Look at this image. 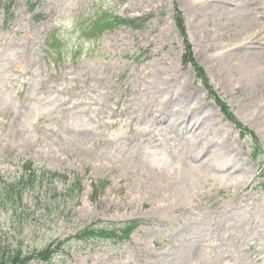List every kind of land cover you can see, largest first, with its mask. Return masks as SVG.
<instances>
[{
  "label": "rangeland",
  "instance_id": "rangeland-1",
  "mask_svg": "<svg viewBox=\"0 0 264 264\" xmlns=\"http://www.w3.org/2000/svg\"><path fill=\"white\" fill-rule=\"evenodd\" d=\"M190 1L0 0V185L20 181L25 166L37 175L16 212L0 206L2 245L28 255L91 222L137 220L126 240L65 242L69 256L55 261L264 264V227L256 211L264 205L256 172L264 157V122L255 112L264 103V85L231 86L235 78L225 77L221 54L246 29L234 33L230 23L223 22L226 30L208 17L206 4L221 0ZM201 9L209 22L199 23ZM177 11L190 49L183 45ZM102 16L134 23L88 38L90 23ZM185 56L202 69L213 93L228 101L260 152L249 133L242 138L219 115ZM180 102L192 103L186 111L202 126L187 145L186 134L169 133L157 120L164 111L176 112ZM221 141L217 159L237 165L219 172L197 165L194 151L210 143L219 148ZM151 173L161 175L158 182L149 180ZM139 181L161 188L140 187ZM158 199L164 208L155 212ZM193 229L201 235L191 251ZM253 229L258 234L252 236Z\"/></svg>",
  "mask_w": 264,
  "mask_h": 264
},
{
  "label": "bare ground",
  "instance_id": "bare-ground-1",
  "mask_svg": "<svg viewBox=\"0 0 264 264\" xmlns=\"http://www.w3.org/2000/svg\"><path fill=\"white\" fill-rule=\"evenodd\" d=\"M212 1L213 0H211V2ZM193 2L195 3V0L187 2V4H190L192 6ZM201 2H204V0H201ZM221 2L222 3L224 2V4L221 3L206 4L207 6L206 11L211 12L208 15V17H214L216 20H218L220 24L223 25H224L223 22L230 23L231 26L233 27L230 28V30L234 31V33L236 30L241 31L243 29H246L245 35L244 34H243L244 36L241 35L242 37L241 40L235 43L227 42L223 48V53L221 54V56H223V60H224L222 61V66H224L223 71L226 72L225 77L227 78L228 77L227 75L229 73L230 76H233L235 78V79L231 78L229 81L231 82V86L233 84L235 88H237L238 85L239 88L245 85L249 86V84L264 85V24H261L258 18V13L261 12L264 13V0H221ZM249 11H251L250 15L248 14ZM213 13H215V15ZM208 17L204 15L202 9L200 10V15H197L199 23H201L200 20H202L205 23L209 22L211 18ZM222 27L228 30V28L225 27V25ZM201 31L204 32L205 35L206 33H208L207 31H203V29ZM233 44H237V45L233 46ZM240 46L243 49L236 48ZM212 55L213 57L214 55L215 57L217 56L216 52ZM188 105L191 104H187V103L183 104L182 102H180V104H178L180 108L174 113V115L176 114L177 116H174L171 113H166L165 118L167 119L165 121L166 124L164 125V129L168 130L169 133L178 134L180 132H184V134L187 135L185 137L186 145L189 144L191 140L198 139L197 132L200 128V126L196 127L193 121L194 116H196L195 114L192 115L193 119H190V121L184 118L186 116V113H188V111H186ZM255 112L258 114L259 117L263 118V122H264V103L256 107ZM158 116H159L158 120L161 121L163 114H158ZM174 118H179L180 121H174L173 120ZM184 120H187L186 125L183 124ZM205 121H207V119ZM208 125L210 124L208 123ZM193 144H195V142ZM220 144L221 145L219 146V148L215 147L211 151H206V150L194 151V155L196 157H199V164L197 165H200L201 167L202 166L207 167L209 171L213 170V172H215V170H217L218 172L220 171V169L223 170L226 169L227 167H229L228 164L230 163H234L237 165V161L234 160L233 158H232L233 160H229L227 158L217 159L218 155H221L225 147V143L221 142ZM216 162H219V164H217ZM209 163L211 164L209 165ZM214 164L217 165V168L215 167ZM204 169L206 170V168ZM139 182L140 183L138 185H140V187H143L145 184L149 185L141 181ZM148 188L151 190H157V187L151 185H149ZM153 195L155 196V198H158L157 194L153 193ZM163 208H164V204H161L159 202V199L157 206L156 207L152 206V210L155 212H160L161 210H163ZM256 211H257L258 221L264 227V205L259 206ZM256 231L254 229L252 230V236L258 234ZM193 235H194L193 240L189 243V249L191 251H192V246H194L196 243L195 240L198 239V235L200 237L201 232H199L198 229H193ZM193 241L195 242L192 243Z\"/></svg>",
  "mask_w": 264,
  "mask_h": 264
},
{
  "label": "trees",
  "instance_id": "trees-1",
  "mask_svg": "<svg viewBox=\"0 0 264 264\" xmlns=\"http://www.w3.org/2000/svg\"><path fill=\"white\" fill-rule=\"evenodd\" d=\"M176 17H177V23L178 27L180 28L181 34L184 37V43L186 46V49H190V46L185 38L184 34V28H183V20L180 16V13L177 11L176 12ZM132 23L133 21L131 20H125L121 19L120 17H109V16H104L103 18L97 19L94 23H92L90 27V31H96V30H101L105 27L111 26V23L118 24V23ZM3 197H1V204L9 203L13 207L16 205L18 201L22 199V191L14 185H7L4 190H3ZM128 229V228H127ZM84 236L85 237H94L97 235V233L94 232L92 229H88L84 231ZM100 234L104 235V232H100ZM17 246H11L9 247L8 245H2V241H0V264H23L26 260H28V255H22L20 253ZM51 251L50 246H47L43 250L37 252L41 258H45L46 256L49 257V252ZM48 254V255H47Z\"/></svg>",
  "mask_w": 264,
  "mask_h": 264
}]
</instances>
